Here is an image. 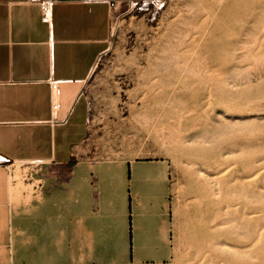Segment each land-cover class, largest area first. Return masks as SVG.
I'll list each match as a JSON object with an SVG mask.
<instances>
[{
	"label": "rangeland",
	"instance_id": "374dc122",
	"mask_svg": "<svg viewBox=\"0 0 264 264\" xmlns=\"http://www.w3.org/2000/svg\"><path fill=\"white\" fill-rule=\"evenodd\" d=\"M116 1L73 160L90 202L97 166L161 164L143 196L169 214L168 251L142 264H264V0Z\"/></svg>",
	"mask_w": 264,
	"mask_h": 264
},
{
	"label": "crops",
	"instance_id": "0c3cea01",
	"mask_svg": "<svg viewBox=\"0 0 264 264\" xmlns=\"http://www.w3.org/2000/svg\"><path fill=\"white\" fill-rule=\"evenodd\" d=\"M111 14L106 0H54L43 20L36 4L0 0V264H142L167 255L169 214L157 195L152 206L143 196L161 164L97 166L95 206L91 176L73 165L87 131L85 85L107 48ZM2 162L15 163L10 174ZM19 163L49 173L24 179Z\"/></svg>",
	"mask_w": 264,
	"mask_h": 264
},
{
	"label": "built area",
	"instance_id": "2783aa9c",
	"mask_svg": "<svg viewBox=\"0 0 264 264\" xmlns=\"http://www.w3.org/2000/svg\"><path fill=\"white\" fill-rule=\"evenodd\" d=\"M106 2L111 11L116 9L117 6L116 0H106ZM27 3L36 4L40 9L43 20H47L50 15L54 0H27Z\"/></svg>",
	"mask_w": 264,
	"mask_h": 264
},
{
	"label": "bare ground",
	"instance_id": "6f19581e",
	"mask_svg": "<svg viewBox=\"0 0 264 264\" xmlns=\"http://www.w3.org/2000/svg\"><path fill=\"white\" fill-rule=\"evenodd\" d=\"M215 177H217V176H215ZM217 179V178H216ZM222 209V208H221ZM220 210V209H219ZM216 214V213H215ZM215 214H214V216H215ZM218 215V214H217ZM226 223V222H225ZM218 224V223H217ZM220 224H221V222H220ZM223 224H224V222H223ZM222 224V225H223ZM216 226V225H215ZM225 236V235H224ZM228 237V236H227ZM225 239V238H224ZM227 240V239H226ZM229 240V239H228ZM233 241V240H232ZM227 242V241H226ZM225 243V242H224ZM229 243L231 244V241H229ZM233 243V242H232ZM230 244H223V245H221V246H223V247H225V248H228V247H231V245ZM219 245V244H218ZM220 246V245H219ZM233 246V245H232Z\"/></svg>",
	"mask_w": 264,
	"mask_h": 264
},
{
	"label": "trees",
	"instance_id": "16d2710c",
	"mask_svg": "<svg viewBox=\"0 0 264 264\" xmlns=\"http://www.w3.org/2000/svg\"><path fill=\"white\" fill-rule=\"evenodd\" d=\"M130 220V217H129ZM129 238H130V245H131V223L129 221Z\"/></svg>",
	"mask_w": 264,
	"mask_h": 264
}]
</instances>
